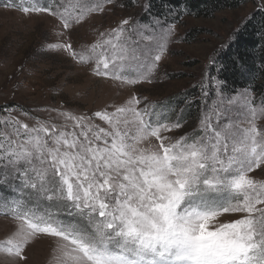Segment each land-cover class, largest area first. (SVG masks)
<instances>
[{
  "label": "snow or ice",
  "instance_id": "obj_1",
  "mask_svg": "<svg viewBox=\"0 0 264 264\" xmlns=\"http://www.w3.org/2000/svg\"><path fill=\"white\" fill-rule=\"evenodd\" d=\"M113 2L13 0L3 7L51 18L55 40L44 51L66 56L99 84L152 83L177 21L126 18L79 50L70 42ZM166 6L168 15L184 14ZM257 8L264 14V0ZM210 64L221 104L191 134L169 135L184 121L141 108L135 92L92 116L53 109L56 119L31 127L5 120L0 217L11 227L0 239V264H28L41 240L50 244V264H264V179L251 175L264 173V129L256 123L264 106L257 113L245 89V108L232 107L219 75L226 67L215 57Z\"/></svg>",
  "mask_w": 264,
  "mask_h": 264
},
{
  "label": "rangeland",
  "instance_id": "obj_2",
  "mask_svg": "<svg viewBox=\"0 0 264 264\" xmlns=\"http://www.w3.org/2000/svg\"><path fill=\"white\" fill-rule=\"evenodd\" d=\"M44 1L41 0V3ZM258 2L250 0L238 9L224 10L205 18H183L176 23L175 35L156 69L153 82L137 85L134 89L118 88L111 83L99 84L86 71L74 66L66 56L44 51L46 45L55 40L53 20L47 16L25 17L21 12L6 10L4 4H0V130L3 129V122L13 117L30 127L36 119H56L57 113L53 109L92 116L108 105L124 103L133 92L142 101L140 107L147 104L150 111L155 110L157 117L165 115L170 120L182 119L183 108H177L179 103L174 105L172 101L193 92V97L185 104L200 100L194 117L169 135L191 134L198 128L200 120L206 115L213 116L221 104V97L215 94V81L209 72L210 59L224 49L221 45L226 46L230 37L251 15L259 11ZM148 4V0H114L103 13L94 14L73 31L70 42L79 50L95 42L101 32L110 31L126 18L147 24L142 19ZM202 84L206 87L207 96ZM243 95L244 91H241L232 96L223 95V99L231 97L232 107L244 109ZM250 95L259 113L262 106L255 103L253 92L250 91ZM11 106L19 107L15 111H4ZM21 109L29 115L24 116ZM97 122L103 126V122ZM256 123L264 129V118L259 114ZM251 175L264 179L260 170ZM10 227L9 221L0 217V239ZM28 256V264H50L49 242L41 240L35 243Z\"/></svg>",
  "mask_w": 264,
  "mask_h": 264
},
{
  "label": "trees",
  "instance_id": "obj_3",
  "mask_svg": "<svg viewBox=\"0 0 264 264\" xmlns=\"http://www.w3.org/2000/svg\"><path fill=\"white\" fill-rule=\"evenodd\" d=\"M10 2L11 0H0V4ZM46 2L47 0L43 3ZM148 2L145 17L142 19L145 23L153 21L157 16L166 17L168 23L173 21L180 23L183 18L191 16L205 18L224 10H235L248 4L250 0H148ZM166 5H171L174 12L184 11V14L182 16L168 15L169 8ZM215 58L227 69L219 74L227 82V90L223 95L232 96L249 89L254 93L255 103L264 106V68H262L264 65V14L257 11L251 15L239 29L238 38L235 41L230 40L222 51L215 54ZM209 69L212 80L215 81L217 72L213 70L212 65ZM192 93L172 101L174 105L176 102L179 103L176 105L177 108H183L181 114L184 122L194 117L195 108L200 106V100L185 104V101L193 97Z\"/></svg>",
  "mask_w": 264,
  "mask_h": 264
}]
</instances>
